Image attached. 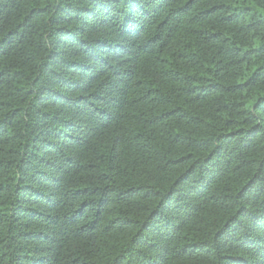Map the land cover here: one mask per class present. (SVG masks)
<instances>
[{"label": "trees", "instance_id": "trees-1", "mask_svg": "<svg viewBox=\"0 0 264 264\" xmlns=\"http://www.w3.org/2000/svg\"><path fill=\"white\" fill-rule=\"evenodd\" d=\"M0 264H264V0H0Z\"/></svg>", "mask_w": 264, "mask_h": 264}]
</instances>
